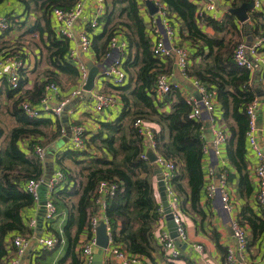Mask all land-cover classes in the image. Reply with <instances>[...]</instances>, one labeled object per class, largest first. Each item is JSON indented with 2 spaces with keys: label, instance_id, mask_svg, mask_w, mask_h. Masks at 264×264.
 I'll list each match as a JSON object with an SVG mask.
<instances>
[{
  "label": "trees",
  "instance_id": "16d2710c",
  "mask_svg": "<svg viewBox=\"0 0 264 264\" xmlns=\"http://www.w3.org/2000/svg\"><path fill=\"white\" fill-rule=\"evenodd\" d=\"M4 1L0 0V3ZM13 1L23 6L26 18L32 13L35 19L24 28L15 43L0 40V51L8 49L4 59L13 57L24 61L28 55L25 39L35 35L42 43L44 51L41 58L48 68L44 70L45 79L35 80L26 89V67H21L18 69V87L11 89L7 85L6 89L11 101L7 110L14 125L6 132L0 127V264H8L15 251L11 241L15 235L31 234L23 211L33 207L34 201L25 189V182L45 177L43 161L34 148L36 145L45 148L63 134V126L58 119L28 117L21 109V103L27 100L31 105L38 106L46 84L54 82L62 85L61 74L66 75L71 83H75L78 76L70 56L69 41L56 35L50 19L52 8H70L78 0ZM162 1L177 25L179 36L191 46V64L187 75L197 78L216 92L221 112L219 124L228 132L226 155L230 169H233L226 170L228 186L233 188L236 197L244 200L237 219L248 231L247 248L261 246L264 213L258 204V209L249 204L254 187L249 176L246 114L247 106L257 99V91L251 84L252 74L233 61L234 47L238 42L225 40L219 35L231 30L241 38L244 33L242 26L229 10L218 20L205 16L200 21L195 15L193 0ZM245 1L228 0L233 7ZM107 2L105 14L100 19L101 30L93 32L91 37L92 49L99 63L116 30L121 29L127 39V55L123 63L127 80L122 85H112L107 81L110 90L104 91L118 95L121 109L113 120H99L96 131L83 132V149L68 148L54 155L55 162L64 172V181L53 191L52 199L58 217L64 214L65 222L61 233L51 227L53 220L45 225L47 229L50 226L48 230L51 234L64 237V256L69 259L66 264H82L80 247L77 251L76 247L83 234L91 236L90 219L100 208L98 186L101 181L115 183L114 193L105 197L103 210L110 224L112 243L123 251L144 256L150 264H175L173 259L165 258L156 242L160 204L152 183L154 164L141 157L144 137L134 122L141 119L146 123L153 134L154 149L158 155L177 164L172 187L180 200V210L194 220L198 216L200 222L206 218L200 205L204 190V123L201 118L192 117V102L184 98L179 90L174 89L161 99L156 96L154 81L157 72L163 70V62L152 54V39L140 13L138 0ZM6 15L10 21L14 20ZM249 18L252 34L264 37V9L250 12ZM14 23L20 28V21ZM14 23L0 33V38L11 31ZM204 26L210 27L213 33L206 32ZM53 123L55 128L50 129ZM65 158L71 160L72 166L63 163ZM211 238L223 262L227 247L220 244L216 230L212 229Z\"/></svg>",
  "mask_w": 264,
  "mask_h": 264
},
{
  "label": "built area",
  "instance_id": "2783aa9c",
  "mask_svg": "<svg viewBox=\"0 0 264 264\" xmlns=\"http://www.w3.org/2000/svg\"><path fill=\"white\" fill-rule=\"evenodd\" d=\"M146 0H138L139 10L141 15L145 18L147 24V31L152 39L151 51L154 57L161 60H172L179 68L181 73L186 77L187 69L190 66V52L187 47L180 45L177 39V33L172 21L171 16L168 13L167 7L162 0H150L156 7V12L150 14L146 4ZM248 1V0H247ZM91 4V14L84 22L82 30L76 32L75 25L81 18L85 6L87 3ZM196 5L195 15L201 20L205 16H211L214 19H220L217 17L216 12L218 10V0H193ZM107 0H78L70 8L54 7L51 10V16L55 21V33L57 36L67 39L69 42L76 41L83 53H93L92 49V34L93 30L101 28V17L105 14L107 8ZM264 9V0H253V11ZM226 11V10H225ZM224 11V12H225ZM223 12V13H224ZM11 26L10 20L7 15L0 14V33L8 30ZM252 33V32H251ZM128 42L121 29L116 30L114 35L110 38L106 53L103 59L107 62L105 67L99 72L95 78V84L92 90L85 91L84 85L87 81L89 69L83 62H79L76 67L78 71L77 82L75 87L68 93V95L60 99L57 104L52 105L50 103L51 95L59 93V87L56 83L50 82L46 84L44 88V94L39 106H33L27 100L21 103V109L23 112L31 118H36L41 113L49 112L56 117L61 116L67 109L70 102L76 97H81L83 94L88 93L93 101V111L99 113L109 106H113L119 101V97L114 94H108L97 88L95 85L97 82L109 81L112 85H122L127 80V74L123 69V63L127 55ZM72 57V51L70 52ZM233 61L238 67L247 69L251 74L254 73L257 67L264 69V37L253 35L250 41H239L233 51ZM4 60V59H3ZM0 62V68L7 69V82L11 89L18 87L19 72L18 69L25 66V61L15 59L13 57H7L4 61ZM6 67V68H5ZM192 80L193 86L199 94L198 100L190 99L192 102V117L200 119L202 112H206L208 121L211 124L214 141L213 148L214 153L219 154L220 147L223 146L228 138V132L218 123L216 117V108L218 105L216 92L210 89L207 85L194 77H189ZM156 96L161 99L165 97L170 91L176 89L179 90V86L173 83L169 79V75L166 71L160 70L157 72L154 87ZM258 101L253 100L246 108V114L248 116V131L247 142L248 147H253L256 150L258 156V163L253 169L254 182H255V199L256 202L264 213V151L257 146L255 138V130L257 124V109ZM134 125L138 127L140 134L144 137V151L141 157L147 159L146 149L150 147L157 155V159L153 164L158 165L162 170V179L165 185V193L168 200V205L172 214V218L175 224V230L177 233V239L180 242L187 240V233L181 219L180 212V200L172 187V179L177 171V164L172 160H167L158 155L154 149L153 134L149 126L141 119H136ZM85 128L77 125L70 129L71 147L73 149H83V132ZM61 132H66V128L62 127ZM264 144V141H262ZM35 153L38 155L41 161H44L46 157L45 148L36 145L34 148ZM214 172L209 169L204 176L205 194L208 198L218 191L220 199L222 201L223 208L231 212L232 204L230 202L229 186L226 176V170H221L217 176V186L212 182ZM207 177V179H206ZM211 179V180H210ZM64 181V172L61 169L53 170L51 176L45 180V177L38 179H28L25 182V189L31 194L34 205L44 210V221L50 223L56 217H58L57 208L52 199V193L58 185ZM46 188V197L42 199L41 189ZM116 188L115 183H109L107 181H101L97 189V202L100 208L96 214L90 219L89 230L91 236L87 237L83 234L80 239V259L82 264H94L93 246L95 243V231L99 221H103L106 225V232L108 235V249L113 254L120 264H148L150 263L147 258L142 255L129 253L123 251L119 246H115L112 243L110 224L107 218L103 214L105 207V197L112 195ZM160 217L158 220L157 232L155 234L156 242L159 245L163 255L166 259H177L181 256V248L176 243L175 239L170 236L165 224V212L164 207L160 204L159 209ZM26 225L32 231L37 226V220L34 218L28 219ZM232 237L234 243L227 246L226 256L222 264H237L242 258L245 257L247 251V236L248 231L245 226L238 222L237 217L231 220ZM62 231L59 230V233ZM28 237L23 235H15L12 238V243L15 247L14 257L11 258V264H19V258L24 254L28 245ZM39 245L45 249H51L56 244H63L64 237L60 234L55 236L53 234L49 236H37ZM198 252H202L203 247L201 244H193ZM264 251V240L262 245L259 246ZM33 264V263H31ZM211 264V263H208ZM264 264V261L261 262Z\"/></svg>",
  "mask_w": 264,
  "mask_h": 264
},
{
  "label": "crops",
  "instance_id": "0c3cea01",
  "mask_svg": "<svg viewBox=\"0 0 264 264\" xmlns=\"http://www.w3.org/2000/svg\"><path fill=\"white\" fill-rule=\"evenodd\" d=\"M230 7L233 6L230 5L228 0H218V10L216 12L217 17L221 18L224 14L223 12L225 10H228V8ZM21 9H22V13H19L21 12ZM252 11H253L252 9L248 11V19L245 22L239 21L237 19L239 25L243 26V28L240 26L244 32L242 35V40L249 41L251 37H253V34L251 33L252 22L250 21L249 18V14ZM8 13L14 15L13 17H15V21H20L19 24L20 28L12 27L11 31L9 33L4 34L3 37L0 38V40H8L11 43H15V41L19 37V34L24 30V28L28 24H31L34 21L35 15L30 13V16L28 18H26L27 16H25V19H22L23 18L22 15L24 13L22 5L13 0H5L4 2L0 3V14L6 15ZM90 14H91V4L88 2L85 6L81 18L75 25V29L77 33L80 30H82L83 24L88 19ZM50 19H51L52 28L55 31L54 29L56 25L55 21L52 16H50ZM174 26L178 36L176 40L180 45L187 47L191 55L192 53L191 46L187 41H183V39L179 36L176 23H174ZM203 28L206 32L213 33L210 27L204 26ZM100 30L101 28H98L93 31L94 33H96L99 32ZM33 36L37 38L35 35ZM69 44H70V52L72 51L73 54L72 57L75 65H77L79 62H83L86 64V62L88 61H93L94 64L97 65L100 72L102 70V67H105V65L107 64V62L104 59H102L101 62L97 63L95 60L94 53H89V54L83 53L76 41L69 42ZM7 50L8 49H4L0 51V62L4 59V53ZM25 50L28 49L26 48ZM28 51H29V55L25 56L24 58L25 67H26L25 69L28 77V82L27 85L25 86L26 89L30 88L35 80L45 79L46 77L44 75V70L48 68V65L41 58L42 52L44 50L40 40H38L36 44L31 48V50ZM162 62H163L162 69L168 73L170 81L176 83L179 86V91L181 95L188 100L190 99L198 100L199 94L195 89V87L193 86L192 80L189 77L183 75L179 70V68L177 67V65H175V63L172 60L164 59L162 60ZM7 75H8L7 69L5 70L0 68V113H4L8 117H10L7 110L11 102L10 99L7 97V93H6V89L8 85ZM60 80L62 85L57 83L59 87V93L51 95L50 103L52 105L57 104V102L60 99L66 97L68 93L75 87L77 82V78L75 83L69 82L67 80V76L64 74L60 75ZM251 84L255 87L257 91V101H258V105L256 109L257 124L255 130V138H256L257 146L264 151V144H262V141H264V69L263 68L261 67L256 68V70L252 74ZM95 86L105 92L110 90L107 81L97 82ZM111 94L118 96L117 94H115V92ZM92 105H93V101L90 97V94L85 93L81 97H76L75 99H73L68 105L67 109L64 111V113L59 117H56L55 115L49 112L41 113L40 115L41 117H49L52 119V121L58 119L62 124V126L66 128V132H64L60 137H58L54 141H52L48 146H45V151L50 148L54 150L53 156L51 157L49 156L50 159H52L53 170L60 169L59 164L55 162L54 155L57 152L60 153L65 151V149L72 148L71 138H70L71 127L80 125L85 128L86 132L92 133L96 131V129L98 128L99 120L102 121L113 120L118 115L121 109L120 100L117 101L115 105L109 106L99 113L93 111ZM165 109H168V107H166ZM215 112L219 123L221 112L218 109V105ZM207 117H208L207 113L203 111L201 115V119L203 120L204 123L202 135L205 141V153L202 159V169L204 176L207 174L209 169L213 170L214 176L212 178V182L217 186L218 173L221 170L230 169V165L226 155V143L220 147L219 154L214 153V148H213L214 134L211 124L208 121ZM11 120L14 125V120L12 118ZM64 120H67V122L65 123ZM65 124H67L68 127ZM54 128L55 125L53 123L50 129H54ZM26 143L27 140L26 142H24L23 145L25 146ZM49 157L46 155V158L43 161L44 170H45V163L47 162L46 159H48ZM248 160H249V176L253 182V187H254V192L249 199V204L253 206L255 209H258L257 202L255 199V182L253 175V169L255 165L258 163V156L256 150L253 147H248ZM63 161L65 165L67 166L71 165V160L69 158H65ZM208 181L209 180L204 181V186L205 183ZM152 183L156 193L157 201L160 204L161 203L160 196L157 192V181L155 175H153L152 177ZM229 188H230L229 189L230 202L232 204L231 212H228L223 208L222 201L220 199V194L218 191H216L212 195V197L208 198L205 194V189L202 191V194L200 196V205L202 206V209L206 213L205 220L200 222L198 216H196L194 220L188 214H184L180 210L181 219L187 233V240L183 243L181 242L182 243L181 246L178 245L181 248L182 253L179 258L172 260L173 263L222 264L221 253L217 250L211 238L212 229L216 230V232L219 234V242L221 245L225 247L232 245L234 241L232 234L230 233L231 220L234 217H237L241 206L244 204L243 199H239L238 197H236L235 193L233 192L234 191L233 188L231 186H229ZM41 194H42L41 195L42 199H45L47 193H46V188L44 186L41 189ZM23 216L25 222L27 223L28 219L30 218H34L37 220L38 217H44V210L34 205L33 207L25 209L23 211ZM64 222H65V215L63 214L60 215L59 217H56L55 220H53L50 223V225L51 227L60 230ZM48 229L43 219L42 228L36 226V229L34 230V235H32V231H31V234L29 235L30 237H28L29 238L28 245L25 249V252L19 258V264H31V263L66 264V262L69 259L64 256L65 248H66V246L64 245L65 243L60 244L53 249H48V248L43 249L39 245L37 241L38 234H40L41 236H49L51 235V232ZM193 244H201L203 247L202 252H198L195 248H193L192 246ZM78 248L79 245H77L76 251L78 250ZM14 254L15 251L12 253L10 260L8 261V264H11V258L14 257ZM93 254H94V264H120L119 260L113 254L110 253L108 247L102 248L97 245H94ZM64 259L65 261H63ZM263 261H264V251L261 249V247L257 245L255 246L252 245L247 248L245 257L242 258L237 264H261V262Z\"/></svg>",
  "mask_w": 264,
  "mask_h": 264
},
{
  "label": "water",
  "instance_id": "95a60500",
  "mask_svg": "<svg viewBox=\"0 0 264 264\" xmlns=\"http://www.w3.org/2000/svg\"><path fill=\"white\" fill-rule=\"evenodd\" d=\"M145 4L150 14H153L156 12L157 9L150 0H146ZM251 9H253V0H248V1L242 2L238 6L228 8L229 12L234 14L237 17V19L242 22H245L248 19V11H250ZM86 65L89 69V73H88L87 81L83 88L85 91L88 92L92 90V88L94 87L95 78L98 75L99 69L97 65L94 64L93 61L86 62ZM64 122L66 123L67 120H64ZM65 125L68 127L67 124ZM53 153H54V150L51 148L46 150V155L48 157L53 156ZM50 157L46 159L47 162L45 163V180H47L53 172L52 159H50ZM146 157H147V160L151 163H154L157 159V155L155 154L153 149L150 147L146 149ZM153 174L155 175V178L157 181V192L160 196V202H161L160 204L164 207L165 224H166L167 230L169 231L170 236L175 239L176 243L179 246H181L182 243L179 241V239H177L175 224L172 218L170 207L168 205V200H167V196L165 193V185L162 179L163 178L162 170L158 165H154ZM37 220H38L37 227L42 228L43 217H38ZM230 233L232 234V229ZM38 236H40V234H38ZM95 243L97 246L102 247V248L108 247V235L106 232V225L103 221H99V223L96 226Z\"/></svg>",
  "mask_w": 264,
  "mask_h": 264
},
{
  "label": "rangeland",
  "instance_id": "374dc122",
  "mask_svg": "<svg viewBox=\"0 0 264 264\" xmlns=\"http://www.w3.org/2000/svg\"><path fill=\"white\" fill-rule=\"evenodd\" d=\"M22 8H23V6H22ZM19 13H22V9H21V12H19ZM9 16H10V19H14V20L10 21L11 24L14 23V21H15V17H13L14 15L9 14ZM22 17H23L22 19H25L24 13H23ZM16 26L17 25L14 23L13 27H16ZM219 35L223 36L225 40H233V41H236V42H239L242 39V36H241V38L238 37V35H236L231 30L228 31V32H225V33H221ZM37 41H38L37 38H35L33 36H27L26 39H25V45H26L27 49L31 50V48L34 46V44H36ZM28 50H26V51H27V54L29 55V51ZM12 125H13V123H12L11 118L8 117L7 115H5L4 113H0V127L3 128L4 131L6 132L12 127Z\"/></svg>",
  "mask_w": 264,
  "mask_h": 264
}]
</instances>
